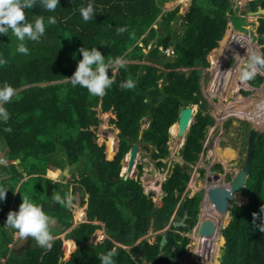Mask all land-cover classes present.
Wrapping results in <instances>:
<instances>
[{"label":"trees","instance_id":"16d2710c","mask_svg":"<svg viewBox=\"0 0 264 264\" xmlns=\"http://www.w3.org/2000/svg\"><path fill=\"white\" fill-rule=\"evenodd\" d=\"M164 1L59 0L56 10L49 12L37 0L35 7L25 10L27 20L33 23L35 17L43 16L46 30L39 42L27 41V55L16 51L18 42L11 31L0 35V58L7 60L6 65L0 66V88L7 83L15 90L12 101L3 105L11 118L7 124L0 122V147L7 148L5 163L1 162L4 156H0V185L9 188L6 199L0 201V264H100L99 255L112 248L118 253L113 258L115 264H139L142 257L146 264H168L183 253L187 239L173 231L168 232L166 250L161 255L160 233L153 242L139 243L140 250H144L141 255H133L113 241L132 245L151 229L160 231L167 225L177 229L170 225L174 215L182 217L187 213V229L196 224L204 193L201 190L184 198L183 193L190 179L188 167L198 161L206 131L214 124L208 106L218 103L212 95H205L202 71L223 61L224 46L232 31L250 36L248 50L259 48L264 52V14L252 20L248 30L245 11L236 15L231 0H190L170 11L162 10ZM88 3H93L95 16L85 23L79 8ZM258 3L264 9V0H251L249 10H255ZM49 16L56 18L55 25L47 23ZM178 20L180 32L172 27ZM123 26L134 31L135 39H130L128 32L116 35V29ZM81 47H96L106 58L124 56L127 60L126 68L115 72V83L103 97H91L87 89L72 87L66 80L82 59L78 51ZM169 49L173 51L170 56ZM246 54L247 50L239 49L231 53L234 58L226 61L231 62L227 66L232 72L225 82L223 74L216 75L214 88L221 100L227 101L239 93L249 95L253 88L262 85L264 72L250 81L249 87L239 82V68ZM108 75L112 76L111 69ZM129 75L136 87L122 89L120 84ZM257 95L251 100V120L256 128L251 135L254 152L246 163L249 169L241 191L247 201L230 208L231 218L222 229V236L217 230L213 242L207 245L214 247L209 250L213 264L219 263L222 240L224 253L220 264H264V233L252 224V213H259L264 204V111L256 109V104L263 101V93ZM234 103L229 104L233 107ZM240 103L241 108H235L239 113L245 105L243 100ZM190 104L198 109L189 130L181 133L179 113ZM143 120L148 122L145 129ZM8 127L11 132L5 131ZM169 136L172 142L184 143L180 149L184 163H172L170 174L161 184L165 195L158 206L154 194L144 193L138 180L121 176L126 171L122 160L134 143L142 142L151 147L157 167L164 168L166 163L161 159L169 154ZM17 158V164L11 161ZM138 158L139 155L136 161ZM219 158L224 159L223 152ZM72 164H77L76 172L70 175L77 186L70 188L51 178L54 170H65ZM215 169L222 171L218 163ZM204 173L202 169L201 174ZM230 178L227 174L226 179ZM215 183L213 178L205 192V211H211L208 194ZM149 188L159 190L153 183ZM54 192L62 196L71 192L76 202L85 204V221L54 239L50 250L38 247L30 239L27 248L14 251L16 231L4 224L10 210H19L23 195H29L64 228L76 222L69 208L53 202ZM77 212L83 213V208ZM226 222L224 214L219 229ZM218 238L220 242L215 243Z\"/></svg>","mask_w":264,"mask_h":264},{"label":"rangeland","instance_id":"374dc122","mask_svg":"<svg viewBox=\"0 0 264 264\" xmlns=\"http://www.w3.org/2000/svg\"><path fill=\"white\" fill-rule=\"evenodd\" d=\"M190 0H165L161 4V8L163 11H170L173 10L175 7H177L180 3H188ZM232 1V9H234L236 15H241L242 11H247L250 8H248V4L250 0H231ZM230 16V14L228 13ZM256 16L249 17L246 19L249 25H247L248 30L250 29V23L252 20H254ZM251 19V20H250ZM180 20L174 21L172 23V27L174 31L180 32ZM230 38L227 43H225L224 46V59L223 61H220L219 63L214 62L210 68L203 69L202 71V87L203 91L206 96L208 94L212 95L215 99H217L218 103L215 106H212L210 103V107L208 106V112L210 115L214 118V124L211 125L208 130L206 131L205 138L202 141L203 143V150L199 154V159L194 164H191L188 167V171L190 172V179L187 182L186 189L183 193V196H192L196 194L199 191L206 192L209 189L210 183L213 181L214 175H210V180H205L206 175L208 174V169H213L218 174V178H216L217 185H227L229 181L226 179L227 174L230 175V177H233L238 172L242 171L245 168V165L247 163V157L250 153V146H246V140L247 138L250 139L251 135L255 131V126L252 124V116L250 115V112H252L251 109L253 107H250L246 102L250 103V100L253 99V97L257 98L258 92L264 93V81L262 85L259 88L253 89L252 93L249 95H239L240 97L236 98H229L227 101L221 100L216 92L218 89L214 88V83L216 80V75L223 74L222 79H224L222 82H225V79L231 69L228 68L227 63L228 59L234 58L233 55H231L232 52H234L236 49H239L241 52L244 50L249 49V45L251 44L249 39L250 36L243 33H237L235 31H232L230 33ZM248 46V48H247ZM259 46V45H258ZM258 48V47H257ZM148 48H146L147 51ZM259 49V48H258ZM257 49V50H258ZM168 56L172 55V51L169 50L167 53ZM231 63V62H230ZM228 63V64H230ZM241 66V65H240ZM220 72V73H219ZM225 73V74H224ZM226 75V76H225ZM237 95V96H238ZM244 101V110L241 114L235 110V108H241L242 104L240 101ZM249 100V101H248ZM235 102V103H234ZM227 103V104H226ZM229 103H234L233 107ZM255 106V105H254ZM198 109V106L196 105V111ZM195 111V112H196ZM263 111V110H261ZM259 113V112H258ZM243 114V115H242ZM251 118V119H250ZM148 125L147 120L142 121V129H145ZM183 138H181L182 141ZM139 145L138 155L139 158L137 161H135V173L134 175L128 176L129 178H133L134 180H138L141 184V187L143 189V192L146 194L153 193L155 196V202L156 205H161V201L158 199L160 194H163V190L161 188V184L167 179L168 175L171 172L172 169V157H179L180 156V149L183 146L181 142H172L170 136L168 140V149L169 154L166 158H170L171 161H167L164 168L159 169L156 165V161L152 159L151 157V147L150 146H144L142 142L137 143ZM177 145V146H175ZM175 147L178 149L175 152ZM216 147H218L217 150H215L213 153H211ZM6 150L7 148L5 145H2L0 147V156H4L1 158V162H6ZM235 152V155L233 156V159L231 158L233 155V151ZM220 152L224 153V159L219 158ZM137 155V156H138ZM235 157V158H234ZM223 158V157H222ZM129 159V158H128ZM220 159V160H219ZM124 159L122 160L123 163ZM127 161H124V167L127 166ZM13 163L17 164L16 160H12ZM220 164L222 167V171H219L215 169L216 164ZM76 165L72 164L69 166L66 171L67 173H63V170H54L53 177L49 176V173L47 176L51 177L55 181H62L63 183H66L69 185V187H75L77 184L75 182L71 181V172H76ZM207 167V168H206ZM52 169H55V167H51ZM200 169H203L205 171L204 175L200 173ZM122 170V169H121ZM152 170V171H151ZM196 173H199V175H196ZM201 174V175H200ZM123 176V174L121 175ZM55 178V179H54ZM145 179V181H144ZM207 179V178H206ZM147 180V181H146ZM153 183L159 190H153L149 188L150 183ZM12 201V200H11ZM247 199L241 195V192H235L232 195L230 204H229V211L227 213V222L228 224L230 218H231V211L230 208L237 204H244L246 203ZM203 201H201V210L200 215L202 218H209L212 217V214L214 213V210L211 211H205V208L202 206ZM83 208V213L77 212V210H80ZM69 210L72 212L74 218L76 219V222L73 223L70 227L64 228L62 225H59L56 221L54 225L51 226V231L54 235V238H58L60 236H64L66 233H68L70 230L77 227L81 222L85 221V210L86 205H81L76 200H73L72 206L69 208ZM176 219H180L176 216ZM91 223H98L97 221H92ZM225 224V225H226ZM224 225V226H225ZM223 227V226H222ZM222 227L218 229L220 230V235L222 234ZM165 227L164 229H166ZM163 229V230H164ZM162 230V231H163ZM103 234L106 237V231L105 228L102 227ZM183 233V232H182ZM108 237V236H107ZM144 237V236H143ZM145 239L149 241H154V233L148 232L145 235ZM142 241V238H139L136 241V244L140 243ZM201 242V241H199ZM220 242V239L218 238L215 243ZM224 240H222V243L219 247V261L223 260L222 255L224 253ZM211 249V248H209ZM4 261V259H2ZM2 261V262H3ZM219 262V264H220Z\"/></svg>","mask_w":264,"mask_h":264},{"label":"clouds","instance_id":"9594fccd","mask_svg":"<svg viewBox=\"0 0 264 264\" xmlns=\"http://www.w3.org/2000/svg\"><path fill=\"white\" fill-rule=\"evenodd\" d=\"M36 4L37 0H0V35H8L9 31H11L12 35L18 42L16 51L24 55L29 53V48L26 46L27 41L39 42L41 37L44 36L46 30L45 19L43 16L35 17L33 23H30L27 20L25 10L35 7ZM39 4L44 10L54 12L59 5V0H39ZM79 12L85 23L93 20L95 16L93 3L81 6L79 8ZM246 12L245 16H247ZM255 16L256 18L259 17V15ZM249 17L251 18L253 16H247V18ZM47 23L49 25H55L57 20L54 16H49ZM125 32L129 33L130 39H135L134 31L129 32L127 26L118 27L116 29V35L118 36L124 34ZM101 46L107 47V44L102 43ZM78 51L81 54L82 59L78 61L76 69L71 77L66 78L67 82L70 83L72 87L79 85L80 87L87 89L88 94L91 97H103L106 95V91L115 83V72L119 71L121 68H126L127 60L124 56H118L115 58L109 56L106 58L100 51L97 50L96 47L91 48V50L81 47ZM128 51H131V49ZM246 57L247 58L241 63L238 76L239 82L244 85L245 88L249 87V82L254 80L258 74L264 72V52H260L258 50H247ZM6 64L7 60L0 58V66H4ZM109 69H111L112 72L111 77L108 75ZM231 71L232 70L229 72ZM120 87L125 90H132L136 87V81H134L129 75L127 79L120 84ZM14 95L15 90L7 83L0 88V122L7 124L11 118L9 111L3 107V105L10 103ZM261 110L264 111V104ZM5 131L11 132L12 129L8 127ZM8 191V187L0 185V201L6 199V193ZM14 193H19V191H15ZM231 195L232 193H229V196ZM52 199L53 202L59 204L60 206L70 208L72 206L74 196L71 192H66L63 196L59 192H54ZM21 201L22 202L19 205L18 211L10 210L8 212L4 226L10 230L14 229L16 231L17 235L15 236V242L20 238H30L35 241L38 247L50 250L55 239L51 231V226L56 223V220L46 214L43 211L42 206L34 203L29 195L21 196ZM252 218L253 227L258 229L261 233H264V204H261L259 213H252ZM174 219H176L175 215L172 217L171 221ZM257 221H260V223H257ZM225 226H223L222 229ZM166 227V229L170 231V226L167 225ZM161 232L162 230H160V234ZM141 238L142 241L146 240L145 235ZM113 242L116 246H120L127 251H131L133 255L135 254L132 251V247L135 245L139 246V243L136 244V241L132 245H122L115 241ZM128 246L130 248H128ZM117 254L118 253L115 248H112L107 253L100 254L98 257L100 264H115V260L113 258ZM133 255L130 256L133 257ZM217 258L219 261V257ZM142 259H144V263L141 260V264H146V258L142 257Z\"/></svg>","mask_w":264,"mask_h":264},{"label":"water","instance_id":"95a60500","mask_svg":"<svg viewBox=\"0 0 264 264\" xmlns=\"http://www.w3.org/2000/svg\"><path fill=\"white\" fill-rule=\"evenodd\" d=\"M247 16H255V15H261L264 14V9L261 8V6L258 4L257 8L255 10H249L246 12ZM196 105L195 104H190L188 106L182 107L183 109L180 110L179 113V117L178 120H180V132L183 133L185 132V129L190 128L193 119H194V115L197 112L196 108L194 111V107ZM157 112H160L159 108H156ZM185 141V139H184ZM138 150H139V145L137 143H134L130 149V151L128 152V154H126L124 156V160H126V156L129 155V159L127 161V166H126V171L123 173V177L124 178H128V176H131L133 173V169L135 166V161H136V157L138 155ZM254 152V147H253V137L250 138V153L247 157V162L248 160L252 157ZM164 163H166L168 160H170V158H162L161 159ZM17 163L20 161V159H16ZM172 163H178L180 165H182L184 163V160L179 156V157H172ZM248 165H245V168L238 172L236 175H234L233 177H231L229 183L227 185H216L214 187H211V189L209 190V194H208V201L209 203L212 205V207L214 208L216 214H218L215 217H209V218H202L199 220L198 222V234L202 237H206V238H214V235L216 234V231L219 229V226L221 225V220H222V216L224 214H227L229 211V204L232 198V195L235 192H241L243 187H244V183L246 181L247 178V172H248ZM63 173H67L66 169L63 170ZM132 173V174H131ZM196 175H199V173H196ZM210 175H214L215 178H218V174L216 173L215 170L213 169H208V174L206 175V178H204L205 180H210ZM229 193H232L231 196H229ZM165 195V193L163 192V194L159 195V200H162V197ZM205 197V194L203 196V199ZM187 219V214L185 213L183 215L182 218L180 219H174L171 221V225L175 228L177 227H181V226H186V221ZM168 232L169 230L165 229L164 231L161 232V238L159 241V251L158 254L161 255L164 253L165 251V247L166 244L168 242ZM220 232V230H219ZM30 244V238L28 239H24V238H20L19 240H17L13 246L12 249L14 251H19L22 249H25L28 247V245ZM132 251L135 255L137 254H143V251L140 250L139 246L135 245L132 247Z\"/></svg>","mask_w":264,"mask_h":264},{"label":"flooded vegetation","instance_id":"af4514ba","mask_svg":"<svg viewBox=\"0 0 264 264\" xmlns=\"http://www.w3.org/2000/svg\"><path fill=\"white\" fill-rule=\"evenodd\" d=\"M201 170L202 169H200V173H201ZM201 176H203V175H201ZM194 195H192V196H194ZM192 196H190V197H192ZM184 197H188V196H183V198ZM202 201H203V198H202ZM182 217H178V218H182ZM199 220H200V210H199V213L197 215V222L191 228H189V229L186 228L188 226V224L185 221L186 226H181V227L186 228V229H180V227H177V229H174V230L170 229V231H173V232L180 234L182 238H186L187 242L184 246L183 253H181L177 257L172 258L168 264H213L210 261L211 260L210 257H211L212 253H210L211 251H209L210 249L207 246V245H210V242H213V239L206 238V237L204 238L198 234V222H199ZM195 227H197V231L194 230ZM199 241H201V242H199ZM165 250H166V247H165ZM142 251L144 252V250H142ZM196 251L199 252L198 256L196 255ZM164 253H165V251H164ZM217 260H218V258H217ZM142 262L144 263V259H142ZM139 264H141V263H139Z\"/></svg>","mask_w":264,"mask_h":264},{"label":"bare ground","instance_id":"6f19581e","mask_svg":"<svg viewBox=\"0 0 264 264\" xmlns=\"http://www.w3.org/2000/svg\"><path fill=\"white\" fill-rule=\"evenodd\" d=\"M263 93V92H262ZM237 95H235V96H233V98L234 97H236ZM239 96V95H238ZM249 101V100H248ZM227 104V103H226ZM247 104L248 105H250V103L249 102H247ZM263 104H264V93H263V101L261 102V103H258V104H256V109H262L263 108ZM183 109V108H182ZM181 109V110H182ZM251 116V115H250ZM182 144V143H181ZM217 149H218V147H217ZM216 149V150H217ZM129 158V157H128ZM128 158L126 159V160H128ZM207 168V167H206ZM211 210H214V208L211 206ZM218 214H216V212H215V210H214V213H213V216L212 217H215V216H217ZM201 216V215H200ZM202 217V216H201ZM195 231H197V227H195ZM210 250H212V248L210 249Z\"/></svg>","mask_w":264,"mask_h":264},{"label":"crops","instance_id":"0c3cea01","mask_svg":"<svg viewBox=\"0 0 264 264\" xmlns=\"http://www.w3.org/2000/svg\"><path fill=\"white\" fill-rule=\"evenodd\" d=\"M246 103H247V102H246ZM246 103H245V105H246ZM249 106L251 107V100H250V105H249ZM244 110L246 111V109L243 108V110L240 111V114H241ZM251 110H252V112H250V115L252 116L253 109H251ZM242 115H243V114H242ZM250 115H249V116H250ZM250 119H251V118H250ZM220 153H221V152H220ZM213 154H214V153H213ZM219 155H220V154H219ZM16 235H17V234H15V236H16ZM220 244H221V243H220ZM218 245H219V244H218ZM216 246H217V245H216ZM213 248H214V247H212V249H213Z\"/></svg>","mask_w":264,"mask_h":264},{"label":"built area","instance_id":"2783aa9c","mask_svg":"<svg viewBox=\"0 0 264 264\" xmlns=\"http://www.w3.org/2000/svg\"><path fill=\"white\" fill-rule=\"evenodd\" d=\"M169 50H171V49H169ZM169 50H167V53H168V51ZM172 51V50H171ZM172 54H173V51H172ZM188 197H190V196H188ZM150 232H153L154 233V239H155V237L160 233V231H153V230H151ZM149 241V240H148ZM151 242V241H150ZM128 248H130L129 246H128Z\"/></svg>","mask_w":264,"mask_h":264}]
</instances>
